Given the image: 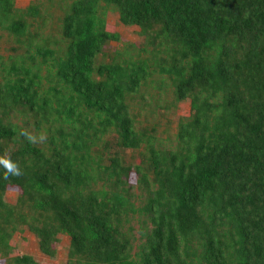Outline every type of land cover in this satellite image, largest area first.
Segmentation results:
<instances>
[{
  "label": "trees",
  "instance_id": "16d2710c",
  "mask_svg": "<svg viewBox=\"0 0 264 264\" xmlns=\"http://www.w3.org/2000/svg\"><path fill=\"white\" fill-rule=\"evenodd\" d=\"M54 1L57 35L37 0H0V156L22 172L0 166V264H49L17 250L24 226L49 258L66 235L63 264H264V0ZM165 85L189 100L169 147L135 126Z\"/></svg>",
  "mask_w": 264,
  "mask_h": 264
},
{
  "label": "rangeland",
  "instance_id": "374dc122",
  "mask_svg": "<svg viewBox=\"0 0 264 264\" xmlns=\"http://www.w3.org/2000/svg\"><path fill=\"white\" fill-rule=\"evenodd\" d=\"M31 1L36 0H14L16 7H24ZM41 4V13L43 15L45 27L42 28V32L47 34L57 35L58 28L57 23L58 18L62 15V9L58 6L56 1L51 3L48 0H37ZM105 20L107 26L119 33V39L121 43H132L135 46H140L143 41V37L138 32V28L133 25H122L117 18V14L114 11H108ZM3 33V38L0 39V54L5 57L8 52V47L13 44L12 40H7V36ZM116 42L109 41L103 50L109 52L116 47ZM171 86L165 85V92L158 94L159 100L153 102L148 107L154 108L153 114H147L148 111L143 112V116L139 118V124H136V127L145 126L147 132L151 133L155 140L156 144L160 146L169 147L173 144V138L176 131V120L180 116H186L189 109V100L188 98L182 101H173L171 95ZM157 92L156 89L151 87H140L138 90L139 94L148 97V93L151 95ZM138 98V95H135ZM148 99V98H147ZM145 100V99H144ZM148 101V100H145ZM135 103V102H134ZM136 105V103H135ZM137 106V105H136ZM139 116V115H138ZM152 128V129H151ZM109 136H106V138ZM142 147V146H141ZM139 148L137 150H125L123 152L125 161L131 163H137L139 158ZM104 161L106 162L105 158ZM18 195V190L16 189H7L4 193V200L8 202H14ZM134 226L136 227L135 223ZM13 240L16 242L17 250L20 253L29 254L37 262H47L49 264H63L66 259V252L68 246V237L64 234L57 235V241L55 242V255L53 258H49L43 255L37 246V239L35 236L27 230L24 226L22 230L15 231L12 235Z\"/></svg>",
  "mask_w": 264,
  "mask_h": 264
},
{
  "label": "clouds",
  "instance_id": "9594fccd",
  "mask_svg": "<svg viewBox=\"0 0 264 264\" xmlns=\"http://www.w3.org/2000/svg\"><path fill=\"white\" fill-rule=\"evenodd\" d=\"M24 136L29 143H44L47 140L46 135L41 134L39 137L29 133L27 130H22L20 133ZM0 166H2L5 170L3 178L8 180L10 176L19 177L22 175V172L17 163L13 162L9 156H0Z\"/></svg>",
  "mask_w": 264,
  "mask_h": 264
}]
</instances>
